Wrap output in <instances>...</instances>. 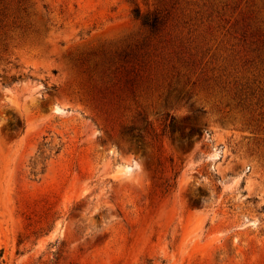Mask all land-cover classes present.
<instances>
[{"label":"rangeland","instance_id":"obj_1","mask_svg":"<svg viewBox=\"0 0 264 264\" xmlns=\"http://www.w3.org/2000/svg\"><path fill=\"white\" fill-rule=\"evenodd\" d=\"M0 264H264V0H0Z\"/></svg>","mask_w":264,"mask_h":264},{"label":"trees","instance_id":"obj_2","mask_svg":"<svg viewBox=\"0 0 264 264\" xmlns=\"http://www.w3.org/2000/svg\"><path fill=\"white\" fill-rule=\"evenodd\" d=\"M141 18H142V21H143L144 24L150 25L149 19H148L147 16H143ZM197 131H200V130L197 129ZM200 133H202V131H200Z\"/></svg>","mask_w":264,"mask_h":264}]
</instances>
